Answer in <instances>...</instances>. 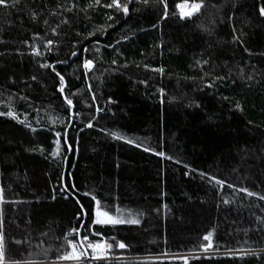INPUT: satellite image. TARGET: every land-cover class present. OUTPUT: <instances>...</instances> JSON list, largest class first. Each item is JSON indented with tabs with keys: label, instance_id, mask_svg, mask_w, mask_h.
Returning <instances> with one entry per match:
<instances>
[{
	"label": "trees",
	"instance_id": "trees-1",
	"mask_svg": "<svg viewBox=\"0 0 264 264\" xmlns=\"http://www.w3.org/2000/svg\"><path fill=\"white\" fill-rule=\"evenodd\" d=\"M87 2L21 0L18 10L0 7V112L11 108L28 124L0 116L6 260H55L64 234L81 230L86 218L81 236L87 232L97 241L90 232L99 231L113 243L112 256L131 258L99 264H183L185 258H161L178 255H196L186 257L188 264H264L247 255L253 250L264 257V200L257 198L264 196V0H237L235 8L233 0H205L202 14L185 20L176 14L181 0H165L164 19L158 0H133L128 16L99 6L86 15ZM70 3L77 7L64 11ZM110 14L113 20L106 19ZM233 27L243 34L239 42L232 41ZM49 39L57 42L52 52L43 47ZM32 46L42 55L34 56ZM84 58L94 61L87 79ZM45 61L65 77V94L75 93L78 118L69 119L58 78L40 67ZM213 76L228 79L205 87ZM93 96L97 103L90 107ZM237 101L242 111L235 110ZM96 107L104 111L86 128ZM65 138L74 145L67 166ZM57 139L61 155L54 158ZM93 196L112 214L128 219L131 213L140 224L89 229L91 214L82 224L78 213L80 205L95 207ZM208 232L213 247L205 252L199 245L207 244Z\"/></svg>",
	"mask_w": 264,
	"mask_h": 264
},
{
	"label": "snow or ice",
	"instance_id": "snow-or-ice-1",
	"mask_svg": "<svg viewBox=\"0 0 264 264\" xmlns=\"http://www.w3.org/2000/svg\"><path fill=\"white\" fill-rule=\"evenodd\" d=\"M21 0H0V7L4 8V9H17L18 10V5L20 4ZM133 0H108V2L106 3H102L101 0H88V2L85 4V7L83 9H81L82 11L85 12V14H88V10L92 9L93 11L95 10V8L97 6L99 7H103V8H107V9H114L115 13H123L124 16H128L129 15V5L130 3H132ZM136 3H144L145 5H147L149 3V0H135ZM158 2L162 5L165 6V11L163 16H161V19H164L167 17L168 15V11H167V5L165 3V0H158ZM237 6V0H233V8H235ZM77 7V5L75 3H70L69 6L64 7V11L70 12L73 10V8ZM205 7V0H181V2H178L175 5V9H176V14H178V17L180 20H185V19H192V17L194 15H200L202 14V10ZM213 7H216L215 5H213ZM52 15H56V13H51ZM259 17L264 19V7H261L259 9ZM32 19L35 20L36 19V13H32ZM107 20H113V15H107L106 16ZM228 21L231 22L233 20V16L229 15L227 17ZM222 22V21H221ZM45 24H47L48 22L45 20L44 21ZM61 23H68L67 20H62ZM57 27H59V25H57ZM109 27H111V25H109ZM155 27V25L153 26ZM214 27V24H213ZM101 30V29H98ZM205 32H207L209 35L212 34V30L210 28H204L203 29ZM51 33L53 36L59 35V33L57 32L56 28L51 29ZM93 33H89V35H92ZM79 35V33L77 34ZM242 33H237V30L235 27L232 28V41L233 42H239L242 39ZM125 39H127V37H125ZM0 43H3V41H0ZM27 43V42H25ZM57 42L54 40H47L46 42H44L43 47L45 49V51L48 52H52L54 50V46H56ZM241 46H243L241 44ZM76 45L73 44V48H75ZM83 51L87 52V49H83ZM98 51V49H97ZM245 51L247 52L248 50L245 49ZM32 54L34 56H41L42 53L35 47L32 46ZM78 53L77 51H73L71 53L72 57L77 56ZM67 61H57V63H66ZM113 64L116 63L115 60L112 61ZM197 64H204L207 65L208 64V60H197L196 61ZM123 67H127V65H122ZM41 68H47V69H51V71L55 74V76L58 78L59 80V86L57 88V91L61 94V96L63 97V103L67 106V112L70 114L69 115V119H71L72 117H79L80 113L78 112H73V108H74V104H73V99L72 96L75 95V93H72L70 95H66L64 92V89L66 87L65 84V77L63 75H61V73L59 71L56 70V67L54 66V64L49 63L47 61H45L44 63L40 64ZM82 67L84 69L85 72V79L88 78V73L91 72L94 68V61L92 59H88V58H84L82 61ZM148 66L145 65V68H147ZM255 67V66H253ZM154 72H159L161 74H163L164 69L163 68H153L151 69ZM205 75H208V73H205ZM203 76L201 77V79L203 80ZM33 80L36 79V77H32ZM226 79H228L225 76H213L211 78V82L205 84V87L208 88H212L216 81H225ZM253 76L249 75L247 77V80H252ZM141 83H145V81H141ZM89 91L91 92V88H89ZM161 91V95H163V91ZM224 99H227V97H224ZM96 98L95 96L92 97V101H91V106L96 105ZM108 103H114V101H112L110 98L108 100ZM197 107H199V105H197ZM235 110L237 111H242L241 108V104L239 101H237L235 103ZM104 111V109H101L99 107L95 108V113L91 115V118L86 122L85 127L86 128H92L93 127V121L96 119V114L100 113ZM8 116L9 118L16 120L17 123H24L25 127H28V124L23 122V121H19L16 117V114L14 113V111L9 108L7 110V112H0V116ZM249 123H251L249 121ZM32 131H35V129H32ZM55 135L57 137L60 136V133L57 132L55 133ZM110 135L113 137V139H124L122 136L118 135L115 132L110 133ZM126 143L128 144H133V141L131 140H125ZM53 144L55 145V148H53L52 153H50L51 155H53V157H57L61 155V143L60 141L57 140H53ZM63 144L65 146L64 150L66 151H72L74 148V145L72 143H70L68 141L67 138L64 139ZM133 146L135 147H143L140 144H133ZM35 149H26V151H33ZM143 150L148 152L151 151L150 148L147 147H143ZM41 152L44 151L43 148L40 149ZM159 156L163 157L164 153L163 152H159L157 153ZM185 175H187V173H185ZM206 174L201 172L200 176L203 178ZM208 180L209 181H213L215 182V185H221L223 186V181L219 180V179H215L212 176H208ZM229 188H232L233 185L229 184L228 185ZM64 191H67V188L63 189ZM237 191L240 192H244L246 194V196H255L257 195L256 193H253L251 191H249L246 188H240V189H236ZM3 190L0 189V202H3ZM84 195H88V193H84ZM260 200H264V196H258L257 197ZM92 199L95 201V207L93 209L90 210H86L84 208L83 205H80V209H79V213L78 216L81 220V223L83 224V219L86 216H89V214H91V224L88 226L89 229H91L92 226L94 225H100V226H105V225H111V226H116V225H123V224H129V225H139L140 224V220L136 219V218H132L131 213L129 214V218L128 219H124L121 215H117V214H112L110 210L106 209V208H102L100 201L96 200V198L93 196ZM77 204H80L79 200L76 201ZM224 203H229L228 201H224ZM120 209L117 208L116 209V213H120ZM259 220V217L257 218ZM90 234L92 236L95 237H99V240L97 241H92L89 239V233H85L84 235L81 236L80 234V229L79 228H72L70 229L67 233L64 234L63 237V241L64 243L61 244L60 249H58L57 252V256L55 258V260L50 261L49 264H57L58 261H64V262H70V264H91L92 261H99V260H106L108 258V254L109 252L112 250L113 248V243H109L106 242L102 233H100L99 231H91ZM212 236L213 233L212 232H208L204 237L203 240L207 241V244H201L199 245V247L203 250V251H208L209 249H211L213 247V243H212ZM71 237H74L71 238ZM110 240L115 242V247L119 248V249H125L126 248V244L124 242H121L119 240H117L115 237H110ZM16 243H20V241H16ZM66 246V247H65ZM47 249L45 250V252L47 253ZM262 252H264V249L261 250ZM247 255L250 256H256L257 259H262L264 257L258 256L256 254L255 251L253 250H247ZM0 264H27V262L25 261H21V260H6L5 257V245H4V238L3 235L0 234ZM183 264H188L187 259H184Z\"/></svg>",
	"mask_w": 264,
	"mask_h": 264
},
{
	"label": "built area",
	"instance_id": "built-area-1",
	"mask_svg": "<svg viewBox=\"0 0 264 264\" xmlns=\"http://www.w3.org/2000/svg\"><path fill=\"white\" fill-rule=\"evenodd\" d=\"M106 241V240H105ZM107 242V241H106ZM112 251V250H111ZM111 251L108 254V258L106 260H99V261H92L91 264H99V263H112V262H120V261H127L131 260V258H121L111 255ZM50 261L45 262H33L27 264H49ZM57 264H70V262L58 261Z\"/></svg>",
	"mask_w": 264,
	"mask_h": 264
},
{
	"label": "rangeland",
	"instance_id": "rangeland-1",
	"mask_svg": "<svg viewBox=\"0 0 264 264\" xmlns=\"http://www.w3.org/2000/svg\"><path fill=\"white\" fill-rule=\"evenodd\" d=\"M195 16V15H194ZM94 69V68H93ZM204 254H207V255H209L210 253H204ZM192 256H196V255H185V256H183V255H178V256H176V257H174V256H164V257H161V258H186V257H192ZM121 258H127V257H121ZM130 259V258H129ZM27 263H33V262H27Z\"/></svg>",
	"mask_w": 264,
	"mask_h": 264
},
{
	"label": "water",
	"instance_id": "water-1",
	"mask_svg": "<svg viewBox=\"0 0 264 264\" xmlns=\"http://www.w3.org/2000/svg\"><path fill=\"white\" fill-rule=\"evenodd\" d=\"M73 60H74V58L71 59L70 63H72ZM70 63H69V64H70ZM72 124H73V123H71V126H72ZM71 126H70V127H71ZM71 153H72V151H69V155H68V158H67V160H66V166H67V162H68V160H69V157L71 156ZM65 173H66V170H65ZM85 223H86V218H85L84 224H83V226H82V228H81V230H80V234L82 233V230H83V228H84V226H85Z\"/></svg>",
	"mask_w": 264,
	"mask_h": 264
}]
</instances>
